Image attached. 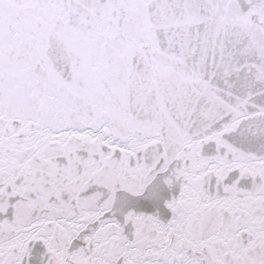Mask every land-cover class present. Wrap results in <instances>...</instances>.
I'll use <instances>...</instances> for the list:
<instances>
[{
    "label": "snow or ice",
    "instance_id": "obj_1",
    "mask_svg": "<svg viewBox=\"0 0 264 264\" xmlns=\"http://www.w3.org/2000/svg\"><path fill=\"white\" fill-rule=\"evenodd\" d=\"M0 264H264V0H0Z\"/></svg>",
    "mask_w": 264,
    "mask_h": 264
}]
</instances>
